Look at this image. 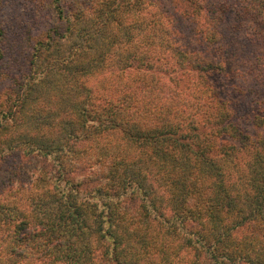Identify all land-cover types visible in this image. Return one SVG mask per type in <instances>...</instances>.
<instances>
[{
  "label": "trees",
  "instance_id": "1",
  "mask_svg": "<svg viewBox=\"0 0 264 264\" xmlns=\"http://www.w3.org/2000/svg\"><path fill=\"white\" fill-rule=\"evenodd\" d=\"M63 1L31 60L0 46V264H264V0H213L210 59Z\"/></svg>",
  "mask_w": 264,
  "mask_h": 264
},
{
  "label": "rangeland",
  "instance_id": "2",
  "mask_svg": "<svg viewBox=\"0 0 264 264\" xmlns=\"http://www.w3.org/2000/svg\"><path fill=\"white\" fill-rule=\"evenodd\" d=\"M54 0H18L16 3L15 11L13 15L6 21V19H0L2 35L0 36V46H11L14 51L18 54L19 51L15 46H21L27 53L28 48H33L36 39L42 29L47 33L49 26L56 30L58 24V18L53 7ZM135 1L138 2L134 3ZM152 1L154 3H152ZM222 1V0H220ZM5 2L9 3V0H0V9ZM81 5L84 4V0H76ZM87 2V0H86ZM129 2L130 7H122L117 11L116 22L121 24L122 27L128 29L131 36L134 38L129 39V34L127 32H122L121 36L118 35L117 38L112 36L113 46H118L117 40L122 37V46H134L139 40L137 38L144 26H139L140 24L152 27L155 29H163V34L170 33L174 29L177 30L174 34H169V36L175 40L180 46H188V48H196L203 51L205 48L209 49L208 53L201 54L202 58L207 57L208 59L213 58V52L211 51L213 46V0H126ZM229 5H234L233 0H225ZM72 0H64L62 3V8L65 12L70 10ZM50 8L51 13L47 9ZM144 7L143 17L140 18V9ZM212 9V10H211ZM235 12V11H234ZM233 11L229 12L232 16L225 18L217 23V28L222 29L230 24L237 26V23L241 20L238 19L239 15L233 16ZM94 17L93 14H91ZM237 17V18H236ZM241 17V16H240ZM239 17V18H240ZM140 18V20H139ZM166 18V19H165ZM90 19V18H88ZM100 21H91L92 24L89 27L96 28ZM244 22V20L242 21ZM239 23V24H240ZM139 24V25H138ZM92 25V26H91ZM113 29L114 27H112ZM56 27V28H54ZM118 31L115 32V34ZM201 33L206 36L205 41L200 38ZM233 35V33H231ZM242 35V34H240ZM110 36V33H109ZM147 40V34H145ZM114 37V38H113ZM143 35L141 36V38ZM169 37V38H170ZM158 38V37H157ZM170 38V39H171ZM79 40V39H78ZM77 38L61 46H74L75 42L78 41ZM226 40V39H225ZM39 41V40H38ZM224 41V40H223ZM243 41L241 39H236L235 41H226L227 46H240L239 43ZM95 44V43H94ZM108 42H103L96 46H105ZM91 46V45H89ZM31 51V50H30ZM29 51V60H31V52ZM7 52L3 51V57L0 60L2 63L0 68H2L8 61ZM17 60H21L18 55H16ZM240 69V68H239ZM242 70V69H241ZM24 74L21 73V76ZM21 79L19 75H16ZM18 79V80H19ZM3 85H6L4 83ZM2 85H0L1 88Z\"/></svg>",
  "mask_w": 264,
  "mask_h": 264
}]
</instances>
